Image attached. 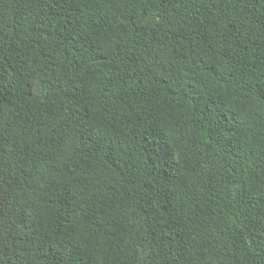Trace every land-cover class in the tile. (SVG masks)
<instances>
[{
	"label": "trees",
	"instance_id": "obj_1",
	"mask_svg": "<svg viewBox=\"0 0 264 264\" xmlns=\"http://www.w3.org/2000/svg\"><path fill=\"white\" fill-rule=\"evenodd\" d=\"M0 264H264V0H0Z\"/></svg>",
	"mask_w": 264,
	"mask_h": 264
}]
</instances>
